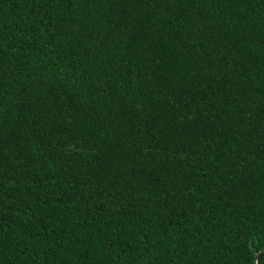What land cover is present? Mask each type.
<instances>
[{
	"label": "trees",
	"instance_id": "16d2710c",
	"mask_svg": "<svg viewBox=\"0 0 264 264\" xmlns=\"http://www.w3.org/2000/svg\"><path fill=\"white\" fill-rule=\"evenodd\" d=\"M263 244L264 0H0V264Z\"/></svg>",
	"mask_w": 264,
	"mask_h": 264
},
{
	"label": "water",
	"instance_id": "95a60500",
	"mask_svg": "<svg viewBox=\"0 0 264 264\" xmlns=\"http://www.w3.org/2000/svg\"><path fill=\"white\" fill-rule=\"evenodd\" d=\"M264 250V244L261 246V248L254 254L253 256V264H256V259L258 255Z\"/></svg>",
	"mask_w": 264,
	"mask_h": 264
}]
</instances>
